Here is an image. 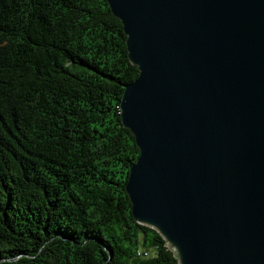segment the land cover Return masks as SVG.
Returning a JSON list of instances; mask_svg holds the SVG:
<instances>
[{"label": "trees", "instance_id": "16d2710c", "mask_svg": "<svg viewBox=\"0 0 264 264\" xmlns=\"http://www.w3.org/2000/svg\"><path fill=\"white\" fill-rule=\"evenodd\" d=\"M108 0H0V264H179L126 191L132 64Z\"/></svg>", "mask_w": 264, "mask_h": 264}, {"label": "water", "instance_id": "95a60500", "mask_svg": "<svg viewBox=\"0 0 264 264\" xmlns=\"http://www.w3.org/2000/svg\"><path fill=\"white\" fill-rule=\"evenodd\" d=\"M138 77L134 218L179 264H264V0H108Z\"/></svg>", "mask_w": 264, "mask_h": 264}]
</instances>
